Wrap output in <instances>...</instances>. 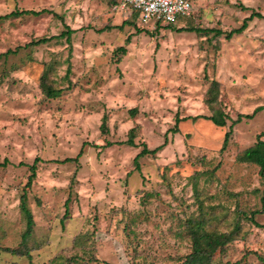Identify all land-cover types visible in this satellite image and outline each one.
<instances>
[{
    "label": "rangeland",
    "instance_id": "374dc122",
    "mask_svg": "<svg viewBox=\"0 0 264 264\" xmlns=\"http://www.w3.org/2000/svg\"><path fill=\"white\" fill-rule=\"evenodd\" d=\"M116 1L0 0L39 13L0 19V264H185L196 241L205 264H264L245 159L264 142V0H192L169 27Z\"/></svg>",
    "mask_w": 264,
    "mask_h": 264
},
{
    "label": "trees",
    "instance_id": "16d2710c",
    "mask_svg": "<svg viewBox=\"0 0 264 264\" xmlns=\"http://www.w3.org/2000/svg\"><path fill=\"white\" fill-rule=\"evenodd\" d=\"M39 13H36L34 11H21V12H12L11 14L9 15H6L4 17H0V19H7L9 17H12V16H16V17H19V16H23V15H38ZM135 17V16H133ZM262 18L263 16L260 14V13H253L248 19L245 20L244 24L242 25L241 28L239 29H236V30H233L232 32H230L228 35H227V38L228 39H231L233 35L235 34H241L248 26V22H250L251 20H253V18ZM161 26V25H159ZM169 27V26H168ZM109 28L107 27L105 30H108ZM179 32H203V30H198V29H180L178 30ZM221 33V32H220ZM67 34H62L61 36H66ZM130 40V39H129ZM48 42V39H41L37 42H34V43H31V44H34V45H41V44H44V43H47ZM119 52L122 54V55H126L127 53V49L125 47H120L119 48ZM11 53V51H9L7 54ZM48 95L53 97V96H56L58 93L57 91H53V90H49L47 91ZM261 111H264V107H259L258 109H256L255 113L257 112H261ZM254 113V114H255ZM254 114L253 115H240L238 120L234 122L237 123V122H241L243 118L245 119H252L254 117ZM206 120H209L211 121L215 126L217 127H225L226 126V121L224 120H220L216 117H212V118H204ZM186 119H184L183 121H185ZM182 122L181 119L177 118L176 119V128L172 130L173 133H179V124ZM233 126V125H232ZM105 132V130H104ZM232 135V130H230L229 132H227L225 134V138H224V144H223V147H222V151H225V149L227 148L228 146V143H229V139ZM264 136V133L263 135ZM122 143H126L130 146H136V144L133 142V137L126 141V142H122ZM161 148V147H160ZM160 148H157L155 150H150L146 145L144 146V149L141 151V153L135 158V164H136V168L138 171L141 170V166H140V163H139V160L141 157L143 156H146V155H155L157 154V152L160 150ZM245 159L248 161V162H252V163H255L257 165H259L261 167V171H260V174L262 176V178H264V142L263 141H259L255 147L253 148H250L247 150L246 154H245ZM78 162V157L75 158V159H66L65 161H63V163H77ZM33 170V176H35V167L32 168ZM263 201V208H264V197L262 199ZM23 210L24 212L26 213V215L29 217V229H28V233L31 232V226L33 224V221L31 219V214L29 212V210L27 209V207L23 206ZM253 215H256V214H259L258 211L252 213ZM259 226V225H258ZM224 237L222 238H217V239H214L212 240L208 246L211 248L210 251H207L205 254H209V253H212L213 251L216 250L217 247L219 246H223L227 243L230 242V238L229 240L227 239H223ZM200 243L199 241H196L194 243V253L189 257V259L187 260V262L185 264H205L204 262V257H202L200 254H201V250H200ZM15 252V251H12V253Z\"/></svg>",
    "mask_w": 264,
    "mask_h": 264
},
{
    "label": "built area",
    "instance_id": "2783aa9c",
    "mask_svg": "<svg viewBox=\"0 0 264 264\" xmlns=\"http://www.w3.org/2000/svg\"><path fill=\"white\" fill-rule=\"evenodd\" d=\"M114 11L126 19L137 14L141 24L171 26L182 17L192 16L193 3L192 0H117Z\"/></svg>",
    "mask_w": 264,
    "mask_h": 264
},
{
    "label": "crops",
    "instance_id": "0c3cea01",
    "mask_svg": "<svg viewBox=\"0 0 264 264\" xmlns=\"http://www.w3.org/2000/svg\"><path fill=\"white\" fill-rule=\"evenodd\" d=\"M221 128V127H220Z\"/></svg>",
    "mask_w": 264,
    "mask_h": 264
}]
</instances>
